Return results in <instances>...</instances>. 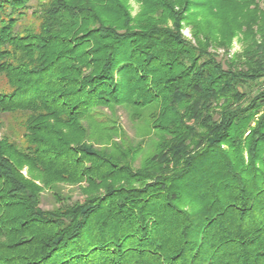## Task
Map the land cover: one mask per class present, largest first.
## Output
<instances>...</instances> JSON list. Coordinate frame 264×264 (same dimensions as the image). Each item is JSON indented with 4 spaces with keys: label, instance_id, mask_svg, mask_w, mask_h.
Wrapping results in <instances>:
<instances>
[{
    "label": "trees",
    "instance_id": "obj_1",
    "mask_svg": "<svg viewBox=\"0 0 264 264\" xmlns=\"http://www.w3.org/2000/svg\"><path fill=\"white\" fill-rule=\"evenodd\" d=\"M30 2L0 0V264H264V0ZM117 105L158 136L137 168L83 124Z\"/></svg>",
    "mask_w": 264,
    "mask_h": 264
},
{
    "label": "rangeland",
    "instance_id": "obj_2",
    "mask_svg": "<svg viewBox=\"0 0 264 264\" xmlns=\"http://www.w3.org/2000/svg\"><path fill=\"white\" fill-rule=\"evenodd\" d=\"M46 0H31V8L28 10V14L23 19L24 24H31L35 22L34 17L30 14L32 9L37 8L39 3ZM136 10L135 2L131 1ZM259 6L263 7L262 2H259ZM185 37L193 41L190 29L188 26H184L182 30ZM260 38L259 35H257ZM244 48L242 41L234 37L228 50H224L222 47L212 48L218 54L219 59H225L233 57L235 53H240ZM212 50V51H213ZM101 114L98 116H92L85 118L83 124L87 129L90 141L95 147H100L113 140H121V146L141 147L142 150L138 153L132 165L134 168L139 167L143 158L150 155L154 151L155 142L158 138L157 134L150 126L148 117V110H135L131 107L124 105H117L112 108H101ZM138 113V115H134ZM5 122L3 130L18 141L20 144L25 145V139L23 138V127L21 125L22 117L19 113L9 114L3 117ZM26 173V170H23ZM83 185V184H82ZM78 185H57L56 188L60 191L62 196L70 197L64 201L72 202L80 200L84 197ZM60 202H56L50 189H44L41 193L40 206L44 209L53 208L59 205Z\"/></svg>",
    "mask_w": 264,
    "mask_h": 264
}]
</instances>
